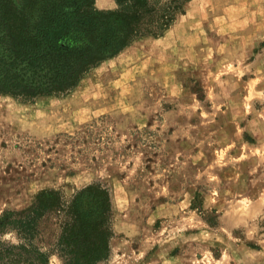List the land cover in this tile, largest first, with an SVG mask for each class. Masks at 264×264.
Listing matches in <instances>:
<instances>
[{
	"label": "rangeland",
	"instance_id": "rangeland-1",
	"mask_svg": "<svg viewBox=\"0 0 264 264\" xmlns=\"http://www.w3.org/2000/svg\"><path fill=\"white\" fill-rule=\"evenodd\" d=\"M95 181L113 212L98 264H264V0H184L70 92L0 93V216Z\"/></svg>",
	"mask_w": 264,
	"mask_h": 264
},
{
	"label": "trees",
	"instance_id": "trees-1",
	"mask_svg": "<svg viewBox=\"0 0 264 264\" xmlns=\"http://www.w3.org/2000/svg\"><path fill=\"white\" fill-rule=\"evenodd\" d=\"M0 0V93L35 99L63 95L105 59L145 36L162 35L183 11L184 0ZM108 186L91 182L66 196L45 188L20 210L0 216V264H98L113 237ZM46 221L60 231L43 243ZM12 232L17 242L2 239Z\"/></svg>",
	"mask_w": 264,
	"mask_h": 264
}]
</instances>
